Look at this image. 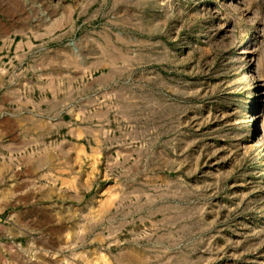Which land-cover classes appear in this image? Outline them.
<instances>
[{
    "label": "rangeland",
    "instance_id": "obj_1",
    "mask_svg": "<svg viewBox=\"0 0 264 264\" xmlns=\"http://www.w3.org/2000/svg\"><path fill=\"white\" fill-rule=\"evenodd\" d=\"M3 42L100 141L60 264H264V0H0ZM11 240L0 264H22Z\"/></svg>",
    "mask_w": 264,
    "mask_h": 264
},
{
    "label": "crops",
    "instance_id": "obj_2",
    "mask_svg": "<svg viewBox=\"0 0 264 264\" xmlns=\"http://www.w3.org/2000/svg\"><path fill=\"white\" fill-rule=\"evenodd\" d=\"M6 47L0 43V205L8 221L0 222V238L11 237L22 264L32 257L60 264L57 245L64 236H85V193L96 178L100 141L89 134L85 105L75 112L71 90L61 94L52 84L50 99L31 95L32 85L20 77L17 47L14 55L4 54ZM28 204L49 209L50 222L29 224Z\"/></svg>",
    "mask_w": 264,
    "mask_h": 264
},
{
    "label": "trees",
    "instance_id": "obj_3",
    "mask_svg": "<svg viewBox=\"0 0 264 264\" xmlns=\"http://www.w3.org/2000/svg\"><path fill=\"white\" fill-rule=\"evenodd\" d=\"M234 60H235V58H234ZM262 215H263V217H259V219H258V224H260V219L264 218V214H262ZM262 227L264 228V225Z\"/></svg>",
    "mask_w": 264,
    "mask_h": 264
},
{
    "label": "bare ground",
    "instance_id": "obj_4",
    "mask_svg": "<svg viewBox=\"0 0 264 264\" xmlns=\"http://www.w3.org/2000/svg\"><path fill=\"white\" fill-rule=\"evenodd\" d=\"M262 134V133H261ZM263 137V136H260V138ZM259 141V140H258ZM258 145H261V144H258ZM260 224L263 225L264 224V219L263 220H260Z\"/></svg>",
    "mask_w": 264,
    "mask_h": 264
}]
</instances>
